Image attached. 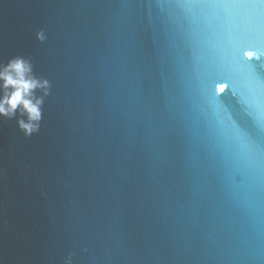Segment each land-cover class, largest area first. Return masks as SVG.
<instances>
[{"label": "water", "instance_id": "95a60500", "mask_svg": "<svg viewBox=\"0 0 264 264\" xmlns=\"http://www.w3.org/2000/svg\"><path fill=\"white\" fill-rule=\"evenodd\" d=\"M14 56L51 89L0 118V264H264V0H0Z\"/></svg>", "mask_w": 264, "mask_h": 264}, {"label": "clouds", "instance_id": "9594fccd", "mask_svg": "<svg viewBox=\"0 0 264 264\" xmlns=\"http://www.w3.org/2000/svg\"><path fill=\"white\" fill-rule=\"evenodd\" d=\"M34 35L40 43L47 39L43 28ZM50 89V81L36 75L31 59L14 56L0 63V118L14 119L17 129L26 137L37 133ZM64 264H72L71 252L65 256Z\"/></svg>", "mask_w": 264, "mask_h": 264}, {"label": "snow or ice", "instance_id": "6c2138e0", "mask_svg": "<svg viewBox=\"0 0 264 264\" xmlns=\"http://www.w3.org/2000/svg\"><path fill=\"white\" fill-rule=\"evenodd\" d=\"M252 71H255V70H252ZM225 83H227L228 86L230 87V84H231L230 81H227V82L222 81V82L216 83L215 86H216L217 84H225ZM215 86H214V94H215Z\"/></svg>", "mask_w": 264, "mask_h": 264}]
</instances>
